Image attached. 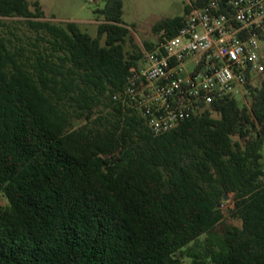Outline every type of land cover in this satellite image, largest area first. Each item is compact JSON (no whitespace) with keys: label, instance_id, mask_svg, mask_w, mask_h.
Wrapping results in <instances>:
<instances>
[{"label":"trees","instance_id":"1","mask_svg":"<svg viewBox=\"0 0 264 264\" xmlns=\"http://www.w3.org/2000/svg\"><path fill=\"white\" fill-rule=\"evenodd\" d=\"M98 1L93 37L43 20L39 1L0 0L50 45L28 57L0 36V264H264V74L248 105L215 100L156 136L114 98L143 62L124 0ZM211 1L154 32L175 36ZM226 195L241 225L218 238Z\"/></svg>","mask_w":264,"mask_h":264},{"label":"built area","instance_id":"2","mask_svg":"<svg viewBox=\"0 0 264 264\" xmlns=\"http://www.w3.org/2000/svg\"><path fill=\"white\" fill-rule=\"evenodd\" d=\"M263 74L264 0H212L193 9L175 36L163 32L144 49L143 66L114 98L159 136L215 100H245Z\"/></svg>","mask_w":264,"mask_h":264},{"label":"rangeland","instance_id":"3","mask_svg":"<svg viewBox=\"0 0 264 264\" xmlns=\"http://www.w3.org/2000/svg\"><path fill=\"white\" fill-rule=\"evenodd\" d=\"M30 1L40 2L46 15V18L43 20L53 21L60 25H65L68 22H76L91 36H98L101 18H98L95 10L103 8L105 6L104 2L98 0ZM186 3H188V0H124V21L131 29L135 42L142 51L147 49L145 47L146 42L155 44L160 39V35L156 34L153 30L155 24L167 18L184 15ZM0 36L9 39L12 47H22L25 50V56L28 57H33V50L36 49V45H40L42 48H50L48 43L37 41L38 34L29 28L24 18L20 17H0ZM141 65L143 66V62ZM259 83V81H256L254 85L258 86ZM238 100L241 101L242 105H248L250 102L249 97L245 100ZM108 112V110L101 109V114L105 116ZM86 124L87 122L83 120H74L75 128L83 127ZM0 201L6 203V199L2 196H0ZM233 207L234 204L231 197H229V200L225 204L227 218L223 224L215 229L214 235L216 237L222 238L226 228L229 226L241 225L239 219L228 213V209ZM206 239L207 235L201 238L203 242ZM184 262L190 264L191 259L186 258Z\"/></svg>","mask_w":264,"mask_h":264},{"label":"water","instance_id":"4","mask_svg":"<svg viewBox=\"0 0 264 264\" xmlns=\"http://www.w3.org/2000/svg\"><path fill=\"white\" fill-rule=\"evenodd\" d=\"M224 200H225V201L229 200V195H226V196L224 197Z\"/></svg>","mask_w":264,"mask_h":264}]
</instances>
